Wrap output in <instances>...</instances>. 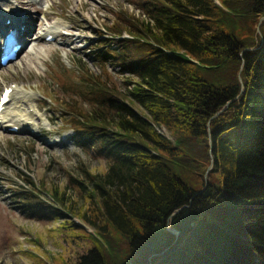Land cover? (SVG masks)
<instances>
[{
  "label": "trees",
  "instance_id": "16d2710c",
  "mask_svg": "<svg viewBox=\"0 0 264 264\" xmlns=\"http://www.w3.org/2000/svg\"><path fill=\"white\" fill-rule=\"evenodd\" d=\"M137 4L150 20L123 10L106 32L118 50L101 54L129 73L126 89L82 72L75 94L90 107L61 111L106 171L81 163L50 199L35 182L16 194L28 215L91 241L66 264H264V0Z\"/></svg>",
  "mask_w": 264,
  "mask_h": 264
},
{
  "label": "rangeland",
  "instance_id": "374dc122",
  "mask_svg": "<svg viewBox=\"0 0 264 264\" xmlns=\"http://www.w3.org/2000/svg\"><path fill=\"white\" fill-rule=\"evenodd\" d=\"M14 8L27 11L33 29L24 35L28 40L18 57L7 66L0 65V94L5 86L18 87L11 113L15 120L28 123L17 132L7 130L11 126L0 129V264H66L75 261L91 241L72 237L59 227V220L28 215L29 207L16 190L23 185L31 188L35 182L47 200L52 185L64 189L68 170L82 174L81 163L93 173L106 171L105 158L91 147L75 144L61 111L70 102L90 107L88 98L76 95L81 91L79 84L85 87L79 78L82 72L99 74L112 87L126 89L129 73L122 71L117 60H102L103 50H118L106 32L113 19L120 20L123 10L138 17L145 12L137 0H0V13L6 18ZM46 12L52 15L47 17ZM45 28L55 32L54 39H42ZM102 42L105 45L100 48ZM65 72L77 84H62L60 73ZM25 93L30 94V103L21 104ZM162 132L169 134L165 128ZM66 191L77 209L88 205L84 191L74 187ZM67 218L93 230L75 213Z\"/></svg>",
  "mask_w": 264,
  "mask_h": 264
},
{
  "label": "bare ground",
  "instance_id": "6f19581e",
  "mask_svg": "<svg viewBox=\"0 0 264 264\" xmlns=\"http://www.w3.org/2000/svg\"><path fill=\"white\" fill-rule=\"evenodd\" d=\"M14 12L12 14H9V17H10V22H7V19L6 18V14L4 13H0V30L1 28H3L4 26H10L12 27L13 26H16L19 30H18V33L22 34V39H24V43L26 42L27 40V37L28 36H24V35H29L30 34V31L33 29V26L32 24L30 23V17L29 15L27 14V11H24L23 9H19V8H14L12 9ZM55 14V13H54ZM45 15L48 16H51L52 14L51 13H48L47 12L45 13ZM20 27H21V30H20ZM45 34H42V39L44 41L45 40V37L47 34H53L55 35V32L52 31V30H49L47 28H45ZM34 39V38H32ZM31 39V40H32ZM23 43V44H24ZM18 57V56H17ZM10 62H7L6 66L9 64ZM18 93V87L15 86L10 94V97H11V100L10 102L6 103L5 104V107L4 109L0 112V118H1V122H0V129H5L7 128L8 126H13V125H19L20 127H25V125L28 123L26 121V119L22 120L21 118H18L15 120V117L13 116V114L11 113V109H12V103L14 101V98H15V95ZM29 93H25L23 96H22V103L21 104H25L27 102L30 103V97H29ZM23 101H27V102H23ZM18 109L20 110V112H22V110L20 109V106L18 107ZM29 114V113H27ZM30 115V114H29Z\"/></svg>",
  "mask_w": 264,
  "mask_h": 264
},
{
  "label": "water",
  "instance_id": "95a60500",
  "mask_svg": "<svg viewBox=\"0 0 264 264\" xmlns=\"http://www.w3.org/2000/svg\"><path fill=\"white\" fill-rule=\"evenodd\" d=\"M264 17H262V19H263ZM212 168V164L209 166V169H211ZM208 169V170H209ZM206 176H207V174H206ZM180 210V208H178V209H176L173 213H176L177 211H179ZM171 230L172 231H174L176 234H179V231L177 230V229H175V228H171Z\"/></svg>",
  "mask_w": 264,
  "mask_h": 264
}]
</instances>
